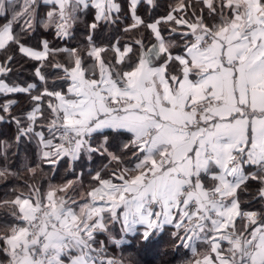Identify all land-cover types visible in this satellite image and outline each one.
<instances>
[{"label": "snow or ice", "instance_id": "obj_1", "mask_svg": "<svg viewBox=\"0 0 264 264\" xmlns=\"http://www.w3.org/2000/svg\"><path fill=\"white\" fill-rule=\"evenodd\" d=\"M165 233L264 264V0H0V264Z\"/></svg>", "mask_w": 264, "mask_h": 264}, {"label": "trees", "instance_id": "obj_2", "mask_svg": "<svg viewBox=\"0 0 264 264\" xmlns=\"http://www.w3.org/2000/svg\"><path fill=\"white\" fill-rule=\"evenodd\" d=\"M168 241L167 233L157 238L155 244L139 254L138 259L141 264H172L173 253ZM135 247L139 248V245Z\"/></svg>", "mask_w": 264, "mask_h": 264}]
</instances>
